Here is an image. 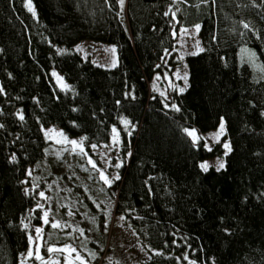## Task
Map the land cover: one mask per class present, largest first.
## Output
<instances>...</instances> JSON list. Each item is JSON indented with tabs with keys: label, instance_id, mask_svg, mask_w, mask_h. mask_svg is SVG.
I'll list each match as a JSON object with an SVG mask.
<instances>
[{
	"label": "trees",
	"instance_id": "obj_1",
	"mask_svg": "<svg viewBox=\"0 0 264 264\" xmlns=\"http://www.w3.org/2000/svg\"><path fill=\"white\" fill-rule=\"evenodd\" d=\"M194 25L204 48L165 98L151 79L172 70L176 34ZM83 38L114 43L117 63L83 56ZM222 119L227 151L185 131ZM47 124L86 146L119 142V176L99 183L101 196L73 190L94 261L117 215L149 250L138 264H264V0H0V264H18L41 223L26 178L50 146ZM214 156L223 168H201Z\"/></svg>",
	"mask_w": 264,
	"mask_h": 264
},
{
	"label": "rangeland",
	"instance_id": "obj_2",
	"mask_svg": "<svg viewBox=\"0 0 264 264\" xmlns=\"http://www.w3.org/2000/svg\"><path fill=\"white\" fill-rule=\"evenodd\" d=\"M74 47L83 56L101 65L113 66L118 61L117 48L112 42L83 38ZM203 48L199 26H181L176 34L177 61L169 64L173 66L171 71L164 70L152 77V89L165 98L169 96L170 90L183 89L188 77L185 56ZM53 78L59 86L69 85L56 69L53 70ZM43 130L50 139V146L45 157L28 170L29 176L26 178L28 187L38 193L36 206L41 211V223L35 226L31 243L20 254L18 264H138L142 258L149 256L148 248L133 227L115 215L108 226L110 238L107 249H104L105 258L94 261L95 250L89 242L95 236L93 222L82 197L73 191L77 186L81 191H88L84 192L88 195L97 193L98 197L101 196L99 183H109L119 176V142L111 140L86 146L82 138L69 136L56 124H47ZM193 130L196 138L190 136L195 142L204 139L206 146L211 147L222 140L224 150H229L230 142L225 135L223 119L217 127L205 132L187 127L188 133ZM220 162L224 164L225 161L222 157L214 156L202 160L201 164L218 167ZM37 228L41 229L39 233ZM73 230L76 231L75 240H53L59 232L65 237H71ZM49 248L54 250L50 252Z\"/></svg>",
	"mask_w": 264,
	"mask_h": 264
},
{
	"label": "snow or ice",
	"instance_id": "obj_3",
	"mask_svg": "<svg viewBox=\"0 0 264 264\" xmlns=\"http://www.w3.org/2000/svg\"><path fill=\"white\" fill-rule=\"evenodd\" d=\"M120 3L121 4H123V0H120ZM245 27H247V25H245ZM113 51H114V49H113ZM181 91H183V89H181ZM221 130H223V123L221 124ZM185 131H187V130H185ZM189 135H191V136H193L194 137V139L196 138L195 137V133H194V130L192 131V132H189ZM72 143H76L75 141H72ZM225 147L226 148H228L229 146L226 144L225 145ZM210 150V149H209ZM230 150V149H229ZM227 154V153H226ZM201 166V168H203L205 171H207V169H208V165H207V163H204V164H201L200 165ZM224 167V164H223V162H220L219 163V165H218V167H217V171H219L221 168H223ZM103 178V177H102ZM118 178V177H117ZM41 195H43V193H41ZM45 215H47V214H45ZM45 223H47V221L45 220ZM57 225H53V227H56ZM36 231L39 233L40 231H41V229H39V228H37L36 229ZM54 249H52V248H49L48 249V251H53ZM29 255H32V253L31 252H29Z\"/></svg>",
	"mask_w": 264,
	"mask_h": 264
}]
</instances>
